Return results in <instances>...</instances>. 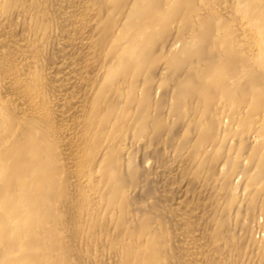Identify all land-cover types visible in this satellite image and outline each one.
Instances as JSON below:
<instances>
[{
	"label": "bare ground",
	"instance_id": "bare-ground-1",
	"mask_svg": "<svg viewBox=\"0 0 264 264\" xmlns=\"http://www.w3.org/2000/svg\"><path fill=\"white\" fill-rule=\"evenodd\" d=\"M0 264H264V0H0Z\"/></svg>",
	"mask_w": 264,
	"mask_h": 264
}]
</instances>
